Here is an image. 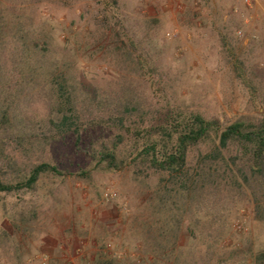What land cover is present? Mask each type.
<instances>
[{
  "label": "rangeland",
  "instance_id": "rangeland-1",
  "mask_svg": "<svg viewBox=\"0 0 264 264\" xmlns=\"http://www.w3.org/2000/svg\"><path fill=\"white\" fill-rule=\"evenodd\" d=\"M182 4L177 8L174 0H0V21L15 27L21 23L34 37L46 33L55 45H67L86 86L100 87L104 95L133 89L144 112L130 116L127 125L152 121L167 110L197 112L222 125L264 115V0L249 7L235 0ZM113 15L136 48L134 55L142 57L143 73L132 71L135 64L123 53L95 47L107 33V17ZM238 29L242 36L236 34ZM8 35L5 28V38ZM44 111V105L35 102L29 117L35 120ZM65 151L62 146L55 154ZM140 175L153 186L156 176L151 171ZM137 177L128 167L93 172L88 178H45L19 200L0 194V264H41L44 255L51 264H95L106 243L121 259L139 257L145 250L139 223L149 217L151 206L143 193L146 185ZM105 191L113 199L106 201ZM31 209L35 216L24 231L14 229L10 215L19 210L30 217ZM228 224L215 255L195 264H253V255L264 249V219L255 217L250 203H238Z\"/></svg>",
  "mask_w": 264,
  "mask_h": 264
},
{
  "label": "trees",
  "instance_id": "trees-1",
  "mask_svg": "<svg viewBox=\"0 0 264 264\" xmlns=\"http://www.w3.org/2000/svg\"><path fill=\"white\" fill-rule=\"evenodd\" d=\"M107 18V33L95 47L123 53L134 62L132 71L143 73V59L121 23ZM112 95L83 83L67 45L0 21V194L19 200L45 178H88L128 167L145 187L140 173L151 171L155 182L143 192L150 214L139 223L144 252L116 259L100 247L95 264L206 263L238 203H250L264 219V115L222 125L197 112L167 110L127 125L130 116L143 115V101L130 87ZM34 101L45 108L35 120L29 117ZM62 146L65 153L55 154ZM29 214L13 212L14 229L24 231L35 209ZM252 260L264 264V249Z\"/></svg>",
  "mask_w": 264,
  "mask_h": 264
},
{
  "label": "built area",
  "instance_id": "built-area-1",
  "mask_svg": "<svg viewBox=\"0 0 264 264\" xmlns=\"http://www.w3.org/2000/svg\"><path fill=\"white\" fill-rule=\"evenodd\" d=\"M235 1H239V2L243 3L245 6L249 7L256 0H235ZM174 3H175V6L177 8H181L182 5H183L182 4V0H174ZM236 34L238 36H242V29H238L236 31ZM103 196L106 199V201L113 199V194L110 191H105ZM104 252L109 254V255H111V256H113V257L120 258V255H118L116 252L113 251L112 246H111L110 243H106L105 244ZM41 264H51L49 262V258L47 257V255H44L42 257ZM64 264H71V263L69 261H66Z\"/></svg>",
  "mask_w": 264,
  "mask_h": 264
},
{
  "label": "crops",
  "instance_id": "crops-1",
  "mask_svg": "<svg viewBox=\"0 0 264 264\" xmlns=\"http://www.w3.org/2000/svg\"><path fill=\"white\" fill-rule=\"evenodd\" d=\"M256 1H258V0H256Z\"/></svg>",
  "mask_w": 264,
  "mask_h": 264
}]
</instances>
